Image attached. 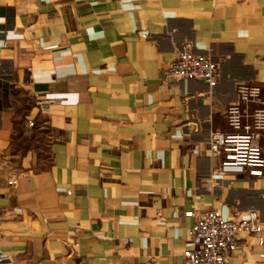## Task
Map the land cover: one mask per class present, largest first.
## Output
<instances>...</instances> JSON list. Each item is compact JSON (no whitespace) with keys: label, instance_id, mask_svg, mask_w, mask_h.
<instances>
[{"label":"crops","instance_id":"obj_1","mask_svg":"<svg viewBox=\"0 0 264 264\" xmlns=\"http://www.w3.org/2000/svg\"><path fill=\"white\" fill-rule=\"evenodd\" d=\"M186 45L215 84L165 79ZM240 83L264 87V0H0V264H183L212 208L264 237V176L210 152Z\"/></svg>","mask_w":264,"mask_h":264},{"label":"built area","instance_id":"obj_2","mask_svg":"<svg viewBox=\"0 0 264 264\" xmlns=\"http://www.w3.org/2000/svg\"><path fill=\"white\" fill-rule=\"evenodd\" d=\"M219 63L210 54L195 52L189 45L168 61L165 79L216 83ZM237 101L226 107L227 130H216L210 142V152L218 159L215 174L220 176H264V87L254 83H240L236 87ZM47 112L46 108L42 109ZM30 127L35 121L29 120ZM70 194V192H68ZM186 216L195 217L194 211ZM247 232L264 245L262 224L256 211L239 221L226 218L219 209L212 208L196 217L188 230L192 249L186 252L183 264H229L239 247L238 237Z\"/></svg>","mask_w":264,"mask_h":264}]
</instances>
